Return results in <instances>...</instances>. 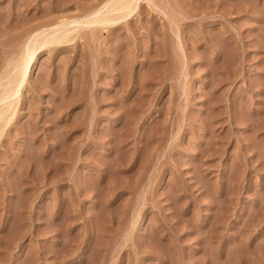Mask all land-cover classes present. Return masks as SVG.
I'll return each mask as SVG.
<instances>
[{
	"label": "rangeland",
	"instance_id": "1",
	"mask_svg": "<svg viewBox=\"0 0 264 264\" xmlns=\"http://www.w3.org/2000/svg\"><path fill=\"white\" fill-rule=\"evenodd\" d=\"M106 1L0 0V264H264V0Z\"/></svg>",
	"mask_w": 264,
	"mask_h": 264
},
{
	"label": "bare ground",
	"instance_id": "2",
	"mask_svg": "<svg viewBox=\"0 0 264 264\" xmlns=\"http://www.w3.org/2000/svg\"><path fill=\"white\" fill-rule=\"evenodd\" d=\"M136 1L137 0H108L104 3L103 6L101 4V6H102L101 8L106 9L104 12V16L100 15V17H99L98 14H99L100 9L99 10L97 9V10H93L89 14V17H86L85 19H83V21L81 23L77 24L76 21H73V22L71 21V22H64L61 25L64 28H67L65 26H68V25L71 27V25L72 24L74 25L75 23L78 26H81L82 24L84 26H85V24L86 25H94L95 23H97V25H99L100 23H103V24L105 23V25L107 23V25H109V23H112L111 20H112L113 15H115L117 17L119 15L122 18H124V16L127 17L128 14H130L133 11V9L135 8V7L133 8V6H136V5H134L136 3ZM100 13H102V10L100 11ZM73 25H72V27H73ZM83 25H82V27H83ZM57 28H60V27L56 26V29ZM64 28H62V32L60 31V34L62 33L61 37L65 36V35L69 36V34H68L69 31L64 29ZM56 29H53L51 34L49 33V29H47V30L45 29V31L42 30L41 32L35 33L36 35L35 34L32 35L28 39L29 41L27 40L28 44L27 45L25 44V47H24L23 53L20 57V60L18 62H16L17 64H15L13 66V68L10 70L11 75L8 76L10 73L7 75V78L9 77V79H8V81L6 80L7 83L0 90V103L7 101V100L10 101V99L14 98V96L17 95V92L19 91V87H20L21 83L23 82V80L25 79L27 71L29 70V68L32 64V61H33V58H34L36 51L38 49H40L41 47H43L44 45L47 46L51 42L56 43L57 40L60 42V39H59L60 37H57L59 35V32ZM72 29L70 31H72ZM54 30H56L58 32V34L56 32L57 36L55 35ZM74 30H76V29H73V31ZM50 31H51V29H50ZM53 31H54V34H53ZM72 32H69V33L71 34ZM66 36H65V38H66ZM65 38H62V39H65ZM1 85H4V84H1ZM16 99H15V101H16ZM12 101H13V99H12ZM12 101H10L6 105L4 103L3 108H2L3 105L1 106V108H0V122H4L7 120V116L9 115L8 111L10 110V112H11L12 111L11 107L13 104H15V102L12 103ZM14 107H15V105H14ZM12 109H13V107H12ZM11 114H12V112H11ZM10 117H12V115ZM6 123H8V122L6 121ZM4 124L5 123H2V127ZM0 127H1V125H0Z\"/></svg>",
	"mask_w": 264,
	"mask_h": 264
}]
</instances>
